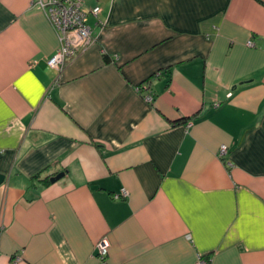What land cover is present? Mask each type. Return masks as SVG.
I'll use <instances>...</instances> for the list:
<instances>
[{"label": "crops", "instance_id": "0c3cea01", "mask_svg": "<svg viewBox=\"0 0 264 264\" xmlns=\"http://www.w3.org/2000/svg\"><path fill=\"white\" fill-rule=\"evenodd\" d=\"M52 1L0 0V264H264V0H82L60 70Z\"/></svg>", "mask_w": 264, "mask_h": 264}, {"label": "built area", "instance_id": "2783aa9c", "mask_svg": "<svg viewBox=\"0 0 264 264\" xmlns=\"http://www.w3.org/2000/svg\"><path fill=\"white\" fill-rule=\"evenodd\" d=\"M42 9L58 34L59 44L55 52L48 58L47 63L60 70L66 62L74 59L80 51L85 50L92 42L91 27L86 22V13L82 8V0H53L50 3H41ZM94 14L100 11L99 6L91 9ZM248 45L253 42L248 40ZM138 88V87H137ZM145 99L152 101L153 96L146 94ZM188 122L187 125H190ZM228 146L221 144L218 148L219 156H225ZM229 164V163H228ZM125 188L120 193H115L114 198L126 196ZM98 256L103 259L108 254L109 242L106 236L96 243ZM197 264H206L205 258H200Z\"/></svg>", "mask_w": 264, "mask_h": 264}, {"label": "water", "instance_id": "95a60500", "mask_svg": "<svg viewBox=\"0 0 264 264\" xmlns=\"http://www.w3.org/2000/svg\"><path fill=\"white\" fill-rule=\"evenodd\" d=\"M62 176H63V172L60 171V172L56 173L54 176H51L49 178V180L51 182H54V181L58 180L60 177H62ZM4 177H5L4 174H0V183L3 181Z\"/></svg>", "mask_w": 264, "mask_h": 264}]
</instances>
